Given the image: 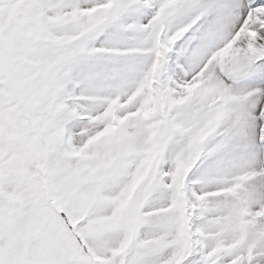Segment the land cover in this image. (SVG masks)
<instances>
[{
    "label": "snow or ice",
    "instance_id": "snow-or-ice-1",
    "mask_svg": "<svg viewBox=\"0 0 264 264\" xmlns=\"http://www.w3.org/2000/svg\"><path fill=\"white\" fill-rule=\"evenodd\" d=\"M0 264H264V0H0Z\"/></svg>",
    "mask_w": 264,
    "mask_h": 264
}]
</instances>
